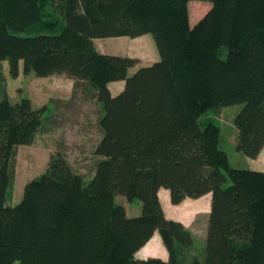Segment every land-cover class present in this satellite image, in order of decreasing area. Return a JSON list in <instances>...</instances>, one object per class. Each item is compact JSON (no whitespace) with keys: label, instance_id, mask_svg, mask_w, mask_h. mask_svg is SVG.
<instances>
[{"label":"trees","instance_id":"1","mask_svg":"<svg viewBox=\"0 0 264 264\" xmlns=\"http://www.w3.org/2000/svg\"><path fill=\"white\" fill-rule=\"evenodd\" d=\"M190 0H0V61L12 77L66 74L95 90L99 158L89 180L62 151L8 204L18 146L42 132L47 105L0 97V264H181L192 233L168 218L171 201L211 193L202 264H264V170L230 164L212 107L243 103L236 149L264 147V0H210L191 24ZM19 32H29L22 35ZM151 32L160 58L100 51L94 38ZM228 48L226 57L220 55ZM125 80L113 94L108 86ZM139 198L129 216L116 195ZM159 231L169 258L137 257Z\"/></svg>","mask_w":264,"mask_h":264},{"label":"rangeland","instance_id":"2","mask_svg":"<svg viewBox=\"0 0 264 264\" xmlns=\"http://www.w3.org/2000/svg\"><path fill=\"white\" fill-rule=\"evenodd\" d=\"M212 5L210 0H190L188 6L191 24H195ZM19 33L30 34L29 32ZM146 35L148 37H145ZM139 36L145 38L132 43L131 39L134 38L132 36H113L103 45L101 41L108 38L98 37L96 43L102 52L110 54L132 55L138 50L147 51L151 48H154L159 54L151 32ZM227 54L228 48L222 46L220 55L226 57ZM137 64L139 66L140 62ZM145 64L147 63L141 65ZM8 67L4 61H0V97L2 89H4L13 102L22 96H27L31 98L34 107L47 105L50 108L49 112L45 114L43 130L38 133L35 141L32 144L18 146L14 186L12 196L7 201L8 204H16L22 199L25 184L45 171L50 155L57 151H62L73 168L81 173L86 180H89L95 172V164L99 158L95 149L102 136L98 124L102 109L94 94L95 90L88 82L76 81L66 74L38 76L33 71L24 73L21 69L19 76L12 77ZM135 67L130 68V74L135 72ZM243 105V103H235L209 108L201 114L199 120L204 124L208 119H212L220 126L219 145L228 152L232 166L250 168L252 167V157L246 156L236 149L238 130L234 118ZM116 202L129 208V216H133L136 213L135 209L139 207L142 210V201L139 198L128 199L123 194H117ZM197 202L194 207L201 205L203 211H209L210 201L208 198H202ZM187 212L190 215L191 211ZM207 219L208 214H202L197 216L196 220L194 219L193 225H191L192 242L180 247L181 264L203 263ZM153 240L151 239L141 250H145Z\"/></svg>","mask_w":264,"mask_h":264},{"label":"crops","instance_id":"3","mask_svg":"<svg viewBox=\"0 0 264 264\" xmlns=\"http://www.w3.org/2000/svg\"><path fill=\"white\" fill-rule=\"evenodd\" d=\"M110 37H113V36L106 37L108 39H103L102 41L100 40L101 43L103 45H105V43L107 42V40H109ZM145 37H148V36L146 35ZM145 37L135 36L133 39H131V42L135 43V41H137V40L139 41ZM96 39L97 38H94V41H95L97 48L99 49V47L96 43ZM130 56L137 57L138 63L140 62V65L143 63H147L145 65L152 64L153 62L157 61L160 58V55L157 53V51L154 48H151L149 50L147 49V51L146 50H138V51H136V53H132V55H130ZM4 62L6 63V65L8 64L7 60H4ZM137 65L138 64L135 65L136 70L138 67H140V65L139 66H137ZM129 72H130V70H129ZM108 86H109V88L113 94H117L124 88L125 80L120 79V80L111 81V82H109ZM251 160H252V167H250V168L256 169V170H264V147L262 148L259 155L256 157H252ZM159 197H160V200H161V203H162V206H163V209L165 211L166 216L168 218L182 222L185 225V227L187 229H189L191 232H192L191 225H193V221H194V219L195 220L197 219V216L199 217L202 214L203 215L208 214V217H209V212L211 209V193L204 194L198 198H193V197L188 196V197L184 198V200H182L180 203L175 204L171 201L170 190L166 187H161L159 189ZM202 198H204V199L208 198V200L210 201L209 211H207V210H206V212L203 211V207L201 205H198V206L195 205V207H194L195 202L198 203L197 201L201 200ZM189 203H190V205H188ZM125 207L127 209V213H129V208L126 205H125ZM135 210H136V213L133 214V216L138 215L140 213L141 208L139 207ZM187 211H191L190 215H189V212H187ZM207 222H208V219H207ZM151 239L152 240L154 239V240L148 245V247L145 250H141L143 247L141 249H139L136 252V256L137 257H143V258L149 257V256H158V257H161L163 259H168L169 258V252H168V249H167V247L163 241V238H162V235L160 234V232L155 231L154 235L150 238V240Z\"/></svg>","mask_w":264,"mask_h":264}]
</instances>
